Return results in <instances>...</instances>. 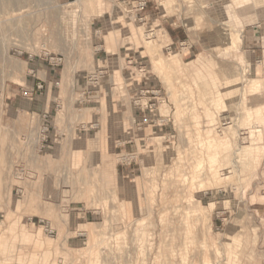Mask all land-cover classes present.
<instances>
[{"label":"rangeland","instance_id":"374dc122","mask_svg":"<svg viewBox=\"0 0 264 264\" xmlns=\"http://www.w3.org/2000/svg\"><path fill=\"white\" fill-rule=\"evenodd\" d=\"M146 1L152 41L121 0H0V106L44 48L70 82L117 65L100 106L48 113L50 151L0 107V264H264V0Z\"/></svg>","mask_w":264,"mask_h":264},{"label":"crops","instance_id":"0c3cea01","mask_svg":"<svg viewBox=\"0 0 264 264\" xmlns=\"http://www.w3.org/2000/svg\"><path fill=\"white\" fill-rule=\"evenodd\" d=\"M71 1V0H63ZM120 49V48H117ZM121 55L128 56V59L133 60L137 64L138 55L134 54V51L129 48L120 53ZM109 53L104 52L103 55L95 56V68L92 73H87L84 75L85 81L81 83L80 75H77L75 82H70L64 78V69H56L50 67L43 59L36 58L30 60L26 58L22 61L24 72H19L20 79L19 83L16 81H11V79L4 80L3 87V103L0 106L4 110V115L7 114L10 117H18L19 120H28L29 117L37 116L39 121H41L42 113H53L58 110L57 107H61V103L66 104L67 110L71 109V100L74 96H77L75 103L82 105L83 103H95L96 106H100L103 94L105 95V90L108 86V81L110 80L111 74H109V69L106 68V64L113 70L117 65H114L113 61L109 59ZM112 55V53H111ZM116 55V53H113ZM120 57V56H119ZM119 59H116L118 62ZM111 64V65H110ZM64 68V67H63ZM104 68V69H103ZM101 69V73H97ZM123 73V67L118 69ZM93 73H97V79L95 82L90 83L87 81V77ZM130 75V72H128ZM23 75V76H21ZM107 76V77H106ZM117 78L114 76V79ZM41 81L44 83L43 88L37 89L36 84ZM113 82V81H112ZM80 84V87H79ZM135 83H130L125 85V89L130 91L136 85ZM84 85V87H82ZM129 87H133L129 90ZM63 92H65L64 95ZM62 95L63 98H60ZM108 101V100H107ZM114 107L119 103L118 100L111 101ZM73 105V104H72ZM77 106V104H75ZM74 105V107H75ZM91 106V105H90ZM92 108V107H90ZM13 122V120H12ZM93 122V121H91ZM88 122V124H93ZM83 124V123H81ZM84 129V127H81ZM92 129V127H90ZM94 128V127H93Z\"/></svg>","mask_w":264,"mask_h":264},{"label":"built area","instance_id":"2783aa9c","mask_svg":"<svg viewBox=\"0 0 264 264\" xmlns=\"http://www.w3.org/2000/svg\"><path fill=\"white\" fill-rule=\"evenodd\" d=\"M124 4L125 7V14L130 19H133L134 21L140 22L142 25L146 26L145 31V37L148 41L156 40V31L155 26L149 23V19L145 14L146 8H147V1L146 0H121V5ZM179 22V21H177ZM182 26V25H181ZM89 28H85V26L82 27V36H83V42L88 43L90 40V37L88 35ZM95 33H99L98 31ZM185 42H179V45L183 47ZM166 48H170V44L166 46ZM105 53L106 51L103 50ZM100 52L99 50H94V55L98 54ZM41 58L43 59L50 67H54L56 69H61L66 61L65 57L63 55L59 54H53L46 50V48L43 49V53L41 55H28V59L33 60V57ZM34 58V59H36ZM132 60L127 61V65H132ZM130 67H128L129 69ZM144 68H141L139 72H143ZM130 72V71H128ZM97 73H101V69L97 71ZM97 73H93L90 76L87 77V81L90 83L95 82L97 79ZM131 74V72H130ZM44 86V83L39 81L36 84L37 89H42ZM147 94H151V97H149L144 105L137 104L136 106L139 107L140 111L144 113L145 111H153V108L157 106V104L162 103L160 102L161 96L160 91L158 90H142L140 92L141 97H147ZM161 99V100H160ZM60 109L61 107H57ZM144 121V120H143ZM54 131L53 124L51 123V118H49L48 113H42L41 115V121L39 122L38 129L36 130V136H37V147L38 151H50L53 148V143L51 141L52 132ZM46 228L45 230L50 231V225L47 223L44 225Z\"/></svg>","mask_w":264,"mask_h":264},{"label":"bare ground","instance_id":"6f19581e","mask_svg":"<svg viewBox=\"0 0 264 264\" xmlns=\"http://www.w3.org/2000/svg\"><path fill=\"white\" fill-rule=\"evenodd\" d=\"M1 1H3V0H1ZM241 1H243V0H241ZM7 2H8V4H9V3L11 2V0H7ZM87 6H88V5H87ZM230 6H231V5H227V8H230ZM89 7H90V6H89ZM20 8H21V7H20ZM20 8H19V9H20ZM90 8L92 9V7H90ZM87 9H88V8H87ZM229 11H230V10L228 9V12H229ZM21 12H22V11H21ZM228 12H227V13H228ZM230 13H231V11H230ZM233 37H234V36H233ZM234 39H235V38H234ZM235 41H236V40H235ZM210 158H211V157H210ZM212 160H213V159H212ZM212 160H211V161H212ZM233 165H234V164H233ZM106 167H107V166H106ZM109 168H110V166H109ZM108 171H109V170H108ZM187 175H188V174H187ZM199 183H200V182H199ZM188 215H189V214H188ZM195 216H196V215H195ZM185 223H186V222H185ZM49 241H50V240H49Z\"/></svg>","mask_w":264,"mask_h":264}]
</instances>
